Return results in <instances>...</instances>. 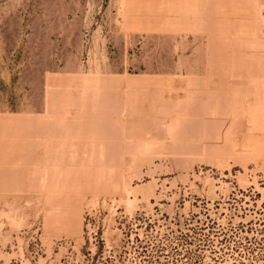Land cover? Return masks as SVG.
Listing matches in <instances>:
<instances>
[{
  "label": "rangeland",
  "instance_id": "rangeland-1",
  "mask_svg": "<svg viewBox=\"0 0 264 264\" xmlns=\"http://www.w3.org/2000/svg\"><path fill=\"white\" fill-rule=\"evenodd\" d=\"M0 264H264V0H0Z\"/></svg>",
  "mask_w": 264,
  "mask_h": 264
}]
</instances>
